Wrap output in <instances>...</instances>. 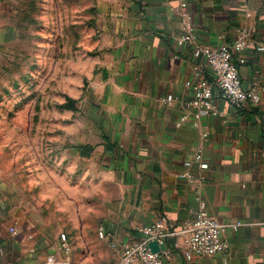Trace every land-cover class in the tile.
<instances>
[{"label":"crops","instance_id":"0c3cea01","mask_svg":"<svg viewBox=\"0 0 264 264\" xmlns=\"http://www.w3.org/2000/svg\"><path fill=\"white\" fill-rule=\"evenodd\" d=\"M182 1L197 45H231L240 33L247 35L246 49L234 58L243 60L238 66L242 87L260 90L258 106L236 107L215 98L217 114L211 116L189 105L194 84L211 77L203 61L193 58L191 45L177 46L184 34ZM104 3L100 20L107 39L93 63L99 74L90 113L100 141L90 151L117 196L98 228L79 236L67 258L56 252L63 226L35 219L31 204L10 198L0 172V264H41L55 252L68 264H114L117 252L109 238L127 243L139 238L137 228L159 219L169 230H179L198 209L196 193L218 222L243 225L223 231L225 255L186 260L173 249L165 264H264V0ZM5 4L0 0V24ZM81 151L75 150L79 163ZM197 152L206 170L198 169ZM185 172L193 178H181ZM100 229L106 239L98 237ZM174 242L167 239L166 245L172 248Z\"/></svg>","mask_w":264,"mask_h":264},{"label":"rangeland","instance_id":"374dc122","mask_svg":"<svg viewBox=\"0 0 264 264\" xmlns=\"http://www.w3.org/2000/svg\"><path fill=\"white\" fill-rule=\"evenodd\" d=\"M102 1L5 0L0 24L3 190L31 204L35 219L59 222L71 255L117 196L90 151L100 141L90 113L107 39Z\"/></svg>","mask_w":264,"mask_h":264},{"label":"built area","instance_id":"2783aa9c","mask_svg":"<svg viewBox=\"0 0 264 264\" xmlns=\"http://www.w3.org/2000/svg\"><path fill=\"white\" fill-rule=\"evenodd\" d=\"M187 7L185 1L181 2V25L184 34L177 40V46L189 44L192 47V56L194 59H201L210 72L211 81L200 78L193 86V99L189 105L198 112L215 116L216 110L213 105L215 98L226 101L233 106H258L261 102L260 90L254 86L243 88L238 66L243 62L236 53H242L247 46L248 38L243 32L238 35L231 45H221L219 47H207L197 45L191 32L188 16L185 12ZM195 76L200 75L199 66L194 67ZM216 90V91H214ZM165 101H172L168 96ZM182 115L180 122L185 120ZM194 161L199 170L203 171L208 168L207 162L203 159L200 152L194 155ZM181 178L192 179L188 172L182 173ZM195 201L198 209L193 218L179 229L169 230L164 219L139 227L136 233L139 238L132 239L127 243L117 244L113 239H108L112 249L117 252V259L114 264H165V261L171 256L173 249H179L186 260L192 257L212 256L216 254L225 255L228 252V243L222 240V233L226 229L237 231L243 224L220 223L211 217L205 207L201 196L196 193ZM100 239H106L107 234L103 229L97 233ZM56 252L62 253L65 257L71 255L72 249L66 233H59ZM174 238L173 247L166 245V240ZM150 242H156L159 247L157 253L151 252ZM56 252L48 255L41 264H68L67 260L58 261Z\"/></svg>","mask_w":264,"mask_h":264},{"label":"water","instance_id":"95a60500","mask_svg":"<svg viewBox=\"0 0 264 264\" xmlns=\"http://www.w3.org/2000/svg\"><path fill=\"white\" fill-rule=\"evenodd\" d=\"M149 248L153 253H157L159 251V247L157 246L156 242H150Z\"/></svg>","mask_w":264,"mask_h":264}]
</instances>
